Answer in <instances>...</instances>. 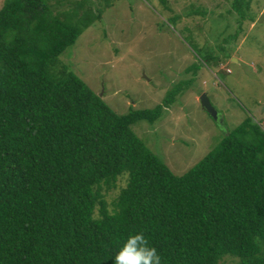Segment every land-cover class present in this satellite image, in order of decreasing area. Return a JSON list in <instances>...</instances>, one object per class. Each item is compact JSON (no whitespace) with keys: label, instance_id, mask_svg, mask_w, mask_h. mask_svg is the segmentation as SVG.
Masks as SVG:
<instances>
[{"label":"trees","instance_id":"1","mask_svg":"<svg viewBox=\"0 0 264 264\" xmlns=\"http://www.w3.org/2000/svg\"><path fill=\"white\" fill-rule=\"evenodd\" d=\"M85 2L0 6V264H113L137 231L162 264H264V131L246 117L173 174L131 125L174 91L117 114L60 62ZM120 176L108 209L101 189Z\"/></svg>","mask_w":264,"mask_h":264},{"label":"rangeland","instance_id":"2","mask_svg":"<svg viewBox=\"0 0 264 264\" xmlns=\"http://www.w3.org/2000/svg\"><path fill=\"white\" fill-rule=\"evenodd\" d=\"M85 1L90 22L75 18L81 32L60 62L117 114L152 108L174 91L156 120L131 125L173 174L246 117L264 131V0H248L238 12L233 0ZM201 92L217 120L200 107ZM124 181L101 189L108 209Z\"/></svg>","mask_w":264,"mask_h":264},{"label":"clouds","instance_id":"3","mask_svg":"<svg viewBox=\"0 0 264 264\" xmlns=\"http://www.w3.org/2000/svg\"><path fill=\"white\" fill-rule=\"evenodd\" d=\"M112 259L113 264H162L161 255L140 231L129 234Z\"/></svg>","mask_w":264,"mask_h":264},{"label":"water","instance_id":"4","mask_svg":"<svg viewBox=\"0 0 264 264\" xmlns=\"http://www.w3.org/2000/svg\"><path fill=\"white\" fill-rule=\"evenodd\" d=\"M198 101H199L200 107L211 117V119L216 120L217 119V112L213 108V106L210 104V102H209V100H208V98L204 92H201L198 95Z\"/></svg>","mask_w":264,"mask_h":264}]
</instances>
